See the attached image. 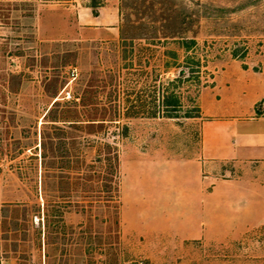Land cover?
Segmentation results:
<instances>
[{
  "label": "rangeland",
  "instance_id": "rangeland-1",
  "mask_svg": "<svg viewBox=\"0 0 264 264\" xmlns=\"http://www.w3.org/2000/svg\"><path fill=\"white\" fill-rule=\"evenodd\" d=\"M101 8L114 29L77 21ZM241 70L264 79V0H0V264H175L160 167L197 147L199 90ZM242 238L201 256L264 264V225Z\"/></svg>",
  "mask_w": 264,
  "mask_h": 264
},
{
  "label": "crops",
  "instance_id": "crops-1",
  "mask_svg": "<svg viewBox=\"0 0 264 264\" xmlns=\"http://www.w3.org/2000/svg\"><path fill=\"white\" fill-rule=\"evenodd\" d=\"M109 9L84 10L77 21L112 30ZM220 74L199 90L198 116L187 119L199 122L197 147L183 146L185 156L160 167L167 188L159 203L166 220L160 261L174 253L175 264H211L201 256L210 248L237 250L247 231L264 225V79L246 70L237 78Z\"/></svg>",
  "mask_w": 264,
  "mask_h": 264
},
{
  "label": "trees",
  "instance_id": "trees-1",
  "mask_svg": "<svg viewBox=\"0 0 264 264\" xmlns=\"http://www.w3.org/2000/svg\"><path fill=\"white\" fill-rule=\"evenodd\" d=\"M93 14V13H92ZM95 14V13H94ZM184 44L186 43L185 41L183 42ZM189 44H194L193 41H189ZM196 65V69L193 71V74L195 76V79L196 81H198V74H199V71H198V62L195 63ZM175 81L173 82H170V85H172L171 83H174ZM161 107L163 108L162 111H161V116L160 118H166V119H175V118H178V116L176 115V113L179 111V108H180V103L177 99V97L174 95V94H169V95H166V96H162L161 97ZM198 116V110H196V114L195 115H190V114H184L182 117L184 118H192V117H197Z\"/></svg>",
  "mask_w": 264,
  "mask_h": 264
}]
</instances>
